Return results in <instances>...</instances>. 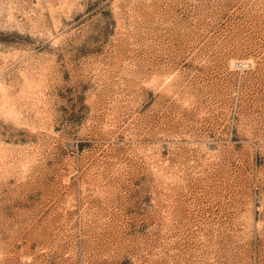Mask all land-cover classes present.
Wrapping results in <instances>:
<instances>
[{
	"label": "rangeland",
	"instance_id": "obj_1",
	"mask_svg": "<svg viewBox=\"0 0 264 264\" xmlns=\"http://www.w3.org/2000/svg\"><path fill=\"white\" fill-rule=\"evenodd\" d=\"M0 264H264V0H0Z\"/></svg>",
	"mask_w": 264,
	"mask_h": 264
}]
</instances>
